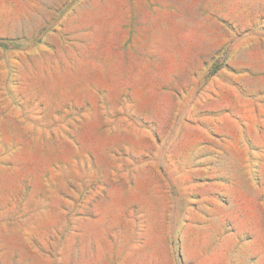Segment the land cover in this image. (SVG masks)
<instances>
[{
  "label": "rangeland",
  "instance_id": "1",
  "mask_svg": "<svg viewBox=\"0 0 264 264\" xmlns=\"http://www.w3.org/2000/svg\"><path fill=\"white\" fill-rule=\"evenodd\" d=\"M0 264H264V0H0Z\"/></svg>",
  "mask_w": 264,
  "mask_h": 264
}]
</instances>
